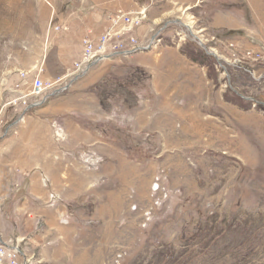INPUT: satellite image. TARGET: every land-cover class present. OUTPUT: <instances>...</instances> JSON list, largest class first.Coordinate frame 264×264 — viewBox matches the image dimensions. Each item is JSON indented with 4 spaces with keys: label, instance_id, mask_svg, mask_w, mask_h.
<instances>
[{
    "label": "rangeland",
    "instance_id": "1",
    "mask_svg": "<svg viewBox=\"0 0 264 264\" xmlns=\"http://www.w3.org/2000/svg\"><path fill=\"white\" fill-rule=\"evenodd\" d=\"M142 1L147 7L134 13L147 19L126 37L150 50L127 57L164 60L159 78L133 60L71 93L85 111L68 120L85 135L84 147L63 160L70 185L62 207L76 216L82 244L68 260L264 264V0ZM55 10L54 0H0V205L11 214L2 221L9 231L20 198L35 181L49 184L37 163L28 164L36 141L19 134L25 120L52 122L46 109L61 97L26 114L11 103L18 73L40 68L55 79L70 63L58 54L75 57L72 47L54 44L73 32L64 27L69 13ZM150 10L168 15L153 25ZM97 66L74 85L91 84ZM18 157L27 162L22 174L13 168ZM27 208L39 217L47 206ZM28 256L41 264L38 253Z\"/></svg>",
    "mask_w": 264,
    "mask_h": 264
},
{
    "label": "crops",
    "instance_id": "2",
    "mask_svg": "<svg viewBox=\"0 0 264 264\" xmlns=\"http://www.w3.org/2000/svg\"><path fill=\"white\" fill-rule=\"evenodd\" d=\"M79 1L80 0H54L55 12H60V15H62L63 12L69 13L68 19H65L69 25L64 24V27L68 28L67 32L69 33L73 31L71 35L65 38L55 36L53 38V41H55L54 44L59 45L61 51L65 48L69 49L70 47L76 51L75 57H73L72 54L65 55L63 52L58 54L59 59L70 63L66 67V71L63 72V74L57 75L55 79L68 75L73 71L74 63L80 59L83 51L82 40L89 30L99 34L110 26L109 19L119 14V12L129 14L147 7L146 3L142 0H83L81 4H79ZM74 6H77L76 10H74ZM194 7H197V5H194L193 8ZM164 13L168 15L166 10H161V13L158 14L155 13L154 10L152 12L150 10V23L159 25L160 22L164 20ZM133 60L144 61L150 74L158 78L165 64L164 60H155L146 56H141L138 59L133 58V56L121 57L107 61L101 64V66H97V69L95 68V70L91 72L87 79L92 77L93 74H96L95 77L91 78V84H77L78 86L73 84L71 86L72 90L67 95L63 97L60 96L61 98L56 100L53 99L54 101L51 102V106L46 109V113H53L52 119L47 118L52 122L41 124V122H36L33 118L28 121L25 120V125L19 137L29 138L30 141H36L34 149L30 148L29 157H31V161H28V164L37 163L36 167L43 170L47 180H49V184H41L40 181H35L33 184L34 186L30 187V196L27 195L26 197L20 198L22 204L20 209L21 212H19V214L13 213L12 216L13 220L17 222V225L14 227L16 230L12 229V231H9L5 227L3 228L2 221L9 220L11 214L9 210L6 209L7 207L5 204H1L0 232L6 241L21 240L22 248L24 247L26 254L38 253L41 258L39 261L41 264H74L76 260H68V255L70 253H77L78 249L82 247V244L79 243L78 235H76V226L72 223L76 221L77 218L75 215L70 217L68 213H65L62 207V203H65V200H62V198H67V187L70 185L69 180L65 179L68 178V168L66 162L63 160L68 157L70 151L79 150L84 147V143L81 145L80 142L82 141V137H84L83 135H85L80 132V123L77 121L69 122L68 120L70 113L80 117L82 112L85 111V109L80 106L82 101L78 100L77 95L73 98L71 97L74 94L86 91L87 87L96 83L101 78L106 77L108 75V70L112 69L115 64L125 67V65H130ZM67 97L70 99L62 100ZM90 110H92V107H90ZM128 119V116H124L123 118L125 122ZM52 124L55 125L54 130L51 126ZM71 125L75 127L69 128L68 126ZM42 140H44L45 143H41L40 141ZM92 140L95 139L92 138ZM42 158H44V160ZM17 161V164H14L13 168L19 169L21 174L22 172H26L23 171L27 165L26 160L18 157ZM37 172L39 173L41 170H37ZM32 204L35 206H47L44 214L35 217L33 209L28 211L27 208L28 205ZM91 220L94 221L93 219ZM39 222L40 225L37 224ZM37 225L44 228V232H36L35 227H37Z\"/></svg>",
    "mask_w": 264,
    "mask_h": 264
},
{
    "label": "built area",
    "instance_id": "3",
    "mask_svg": "<svg viewBox=\"0 0 264 264\" xmlns=\"http://www.w3.org/2000/svg\"><path fill=\"white\" fill-rule=\"evenodd\" d=\"M48 4L51 6L49 2ZM146 19L147 16L142 11L138 14L120 12L111 18V24L104 32L98 34L89 30L83 38L82 55L74 63L73 71L68 75L51 79L45 77L43 69L40 68L18 73L20 80L14 85V91L20 93L11 104L22 105L24 107L22 113L26 114L45 105L53 98L66 94L74 83L86 77L95 66L127 57L140 48H148L140 46L136 38L126 37ZM59 29L55 27V30ZM65 30L68 31V28ZM21 244V240H4L0 232V264H29L32 258L25 254Z\"/></svg>",
    "mask_w": 264,
    "mask_h": 264
},
{
    "label": "water",
    "instance_id": "4",
    "mask_svg": "<svg viewBox=\"0 0 264 264\" xmlns=\"http://www.w3.org/2000/svg\"><path fill=\"white\" fill-rule=\"evenodd\" d=\"M149 50H150V48H140L139 50H137L135 52H132V53H130L128 55H132L133 53L142 52V51H149Z\"/></svg>",
    "mask_w": 264,
    "mask_h": 264
},
{
    "label": "bare ground",
    "instance_id": "5",
    "mask_svg": "<svg viewBox=\"0 0 264 264\" xmlns=\"http://www.w3.org/2000/svg\"><path fill=\"white\" fill-rule=\"evenodd\" d=\"M185 27H186V26H185ZM187 28H188V27H187ZM190 28H191V27H190ZM188 30H189V28H188ZM191 34H193V37L195 38L194 40H198V39L195 37L194 33H191ZM198 42L202 44V41H199V40H198ZM214 56H215V55H214ZM215 57H217V56H215ZM197 121H198V120H197ZM187 122H188V121H187ZM196 124H197V123H196Z\"/></svg>",
    "mask_w": 264,
    "mask_h": 264
}]
</instances>
